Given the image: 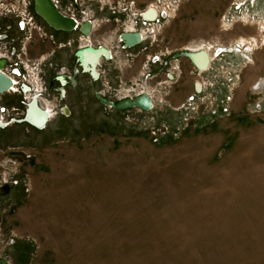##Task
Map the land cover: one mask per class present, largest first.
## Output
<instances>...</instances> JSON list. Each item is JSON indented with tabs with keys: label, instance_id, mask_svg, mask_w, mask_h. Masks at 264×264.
<instances>
[{
	"label": "rangeland",
	"instance_id": "1",
	"mask_svg": "<svg viewBox=\"0 0 264 264\" xmlns=\"http://www.w3.org/2000/svg\"><path fill=\"white\" fill-rule=\"evenodd\" d=\"M55 1L89 33L33 28L18 0L28 28L0 49L19 80L0 93V260L264 264V0ZM84 46L109 52L97 77ZM32 97L43 129L21 120Z\"/></svg>",
	"mask_w": 264,
	"mask_h": 264
},
{
	"label": "water",
	"instance_id": "2",
	"mask_svg": "<svg viewBox=\"0 0 264 264\" xmlns=\"http://www.w3.org/2000/svg\"><path fill=\"white\" fill-rule=\"evenodd\" d=\"M34 11L36 12V14L38 16H40L46 22V24L48 26H50L54 30L70 31L75 27V22L72 19L61 15L57 11L55 6L51 3L50 0H34ZM84 26H85L86 31H83V29H82V27H84ZM89 26H90L89 22L80 24L79 30L83 34L87 35L89 33V29H90ZM126 35L131 36V38L128 39L129 43L125 42V36ZM120 39H121L124 46L136 44L141 40L140 34L137 32H132V33L122 32L120 34ZM92 50H93V47H91V46H87L85 48H80V49L76 50L75 57H76V61L78 62V64L82 68V70L88 71L90 74H92L93 77H97V74L95 72V65L97 64L98 61L94 65L91 66V64H89V66H88V64L85 65L81 59V53L82 52H90ZM184 54L188 57H190L192 55L191 52H186ZM2 63H3V61H0V66L2 65ZM61 78L62 77L60 76V80H61ZM8 85H9L8 77L6 75H4L3 73H0V93L4 92L2 90H4ZM141 96H145V95H141ZM99 98L105 104H110V102H108L105 98H102V97H99ZM145 98H147V96H145ZM129 99L130 98L120 100L119 102H117L115 104V107H118V108L132 107L131 104H129V105L126 104V105H123L122 107L119 106L120 103H122L126 100L129 101ZM30 104H29V106H30ZM35 107H37V105ZM23 120L25 121V116H24ZM0 262L2 264H7L3 260H0Z\"/></svg>",
	"mask_w": 264,
	"mask_h": 264
},
{
	"label": "flooded vegetation",
	"instance_id": "3",
	"mask_svg": "<svg viewBox=\"0 0 264 264\" xmlns=\"http://www.w3.org/2000/svg\"><path fill=\"white\" fill-rule=\"evenodd\" d=\"M16 1L18 2V0H0V9H1L0 10V49H6V50H17V49H20V43H21L20 37L22 35V32L24 33L25 30L28 28V27H24V22L21 21V19L19 18V14H18L19 12H16L14 10L15 9V4L14 3ZM118 1L119 0H114V3H118ZM51 3L55 6V8L57 9V11L61 15L65 16V17H68L65 14H63V13L60 12V10L58 9V6H56L53 3V1H51ZM25 7H27L28 10H30L29 16H28L29 19L27 21H25L26 24L31 23V20L34 19L35 23L37 21H41L43 27L46 28V29H48V30H50L51 32L52 31L53 32H55V31H61V30H54L53 28H51L50 26H48L46 24V22L40 16H38L36 14V12L34 11V0H27V4H26ZM143 15H144V17H148V18H150L152 16V14H150V11L149 12L148 11L144 12ZM68 18H70V17H68ZM70 19H72V18H70ZM32 25H34L33 22L31 23V26ZM32 27L35 28L34 26H32ZM72 30H78L80 33H82L79 30V26H78V28L74 27ZM72 30H70V31H72ZM70 31H62V32H70ZM17 33H19V35H15ZM253 40L255 41L254 38H253ZM199 50H201V48L192 49L190 51L197 52ZM204 50H206V49H204ZM0 61H3V60H0ZM2 65H3V63H2ZM1 66H0V73H3L1 71V69H2L3 66L2 67ZM8 78L11 80V86L7 90L12 89L14 87V82H15L13 78H11V77H8ZM7 90H5V91H7ZM36 101H37V98H36ZM37 104H38V101H37ZM40 108H42V107H40ZM42 109H44V108H42ZM46 112L48 113V115H50V112L48 111V109H46ZM31 113H33V112H31ZM48 121H49V116L47 118V122ZM47 122H46V124H47Z\"/></svg>",
	"mask_w": 264,
	"mask_h": 264
},
{
	"label": "bare ground",
	"instance_id": "4",
	"mask_svg": "<svg viewBox=\"0 0 264 264\" xmlns=\"http://www.w3.org/2000/svg\"><path fill=\"white\" fill-rule=\"evenodd\" d=\"M150 14H152V13H150ZM89 27L91 29V24ZM82 29H83V31H86L85 26L82 27ZM90 29H89V31H90ZM126 33H132V31L129 30V31H126ZM129 38H131V36H128V35L125 36V42L126 43H129V40H128ZM140 38H141V35H140ZM133 45H129V46H133ZM85 47H87V46H84L82 48H85ZM193 49H197V48H193ZM190 52L192 54L189 57L191 62H193V64H195V66L198 67L200 70L205 69L207 67L208 60L210 58L209 54L206 52V50L201 49L197 52H194V51H190ZM100 56L109 57V52L107 51V49H105L104 47H96V48H93V50L90 52H82L81 53L82 62L85 65L88 64V66H89V64H91V66L94 65L99 60ZM10 86H11V80L9 79V85L2 91L7 90ZM199 87H200V85H199ZM126 104L127 105L131 104L132 107H134V106L142 107L144 109L152 106L151 100L148 97L145 98V96H141V95L135 97V99L132 98V99H129V101L126 100V101L120 103L119 106L122 107L123 105H126ZM36 105H37V107H35ZM48 110H49V108H48ZM31 112H33V113H31ZM50 115H48V113L46 112V109H42L38 106L37 101H36V97H35L32 99L30 106H28V110L26 111V114H25V121L28 124L36 127L37 129H43V127L45 126V124L47 122V118H48V116L50 117ZM1 123L2 122H0V124ZM0 264H2V263L0 262Z\"/></svg>",
	"mask_w": 264,
	"mask_h": 264
},
{
	"label": "built area",
	"instance_id": "5",
	"mask_svg": "<svg viewBox=\"0 0 264 264\" xmlns=\"http://www.w3.org/2000/svg\"><path fill=\"white\" fill-rule=\"evenodd\" d=\"M51 1H53V3L57 6V2L55 1V0H51ZM61 12V11H60ZM62 13V12H61ZM64 14V13H63ZM66 16H68V15H66ZM68 17H70V18H72L74 21H75V27L76 28H78V26L80 25V24H82L81 22H79V21H77L76 20V18L75 17H73V16H68ZM0 60H3V67L2 68H4V66L6 67V64L8 63L7 62V60H6V58L5 57H2V56H0ZM3 74H4V72H3ZM7 77H11V78H13L14 79V81L15 82H18L19 80L18 79H16L15 77H13L12 75L11 76H9V75H7ZM17 80V81H16ZM15 82H14V84H15ZM30 100H28V102H29ZM28 104V103H27ZM4 110V109H3ZM2 120H3V118H2V116H0V121L2 122ZM10 121H14L12 118H10V119H8L7 120V122H2L3 123V125H6L8 122H10Z\"/></svg>",
	"mask_w": 264,
	"mask_h": 264
}]
</instances>
